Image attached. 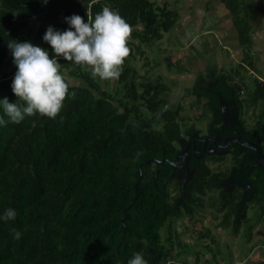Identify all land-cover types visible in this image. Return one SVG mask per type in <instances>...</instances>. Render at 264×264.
I'll return each instance as SVG.
<instances>
[{"label": "trees", "instance_id": "obj_1", "mask_svg": "<svg viewBox=\"0 0 264 264\" xmlns=\"http://www.w3.org/2000/svg\"><path fill=\"white\" fill-rule=\"evenodd\" d=\"M257 1L264 16V0ZM17 3L24 7L19 9ZM106 3L133 26L130 53L119 79L112 80V90L102 89L88 67L61 56V70L75 81H69V92L74 90L75 95L66 96L61 112L56 117L36 114L0 127V212L11 206L18 213L15 219L0 221V264H127L136 251H142L149 264H165L173 261L174 245H181L174 242L178 237L173 224L184 213L170 195L171 167L159 162L171 159V142L179 135L168 107L170 89L159 76L137 84L132 65L136 55L144 54L142 46L161 40L175 26L179 12L155 0H105L93 4L92 13ZM42 10L40 0H0V36L15 16L30 18ZM232 12L238 44L244 49L251 41L248 17ZM72 14L87 20L86 4L51 0L43 16L29 20L33 29L24 40H34L54 54L43 35L50 25L66 30L70 25L65 17ZM242 62L251 64L244 57ZM5 63L1 53L0 70ZM242 70L236 65L230 72H200L182 97L211 98L200 91L204 84L214 83L239 110L262 103L264 119V85L256 80L248 85ZM15 72L16 65L11 64L2 73L0 97L17 99L11 88ZM209 174L203 165L194 176L192 194L198 196L192 204L216 186ZM135 185L136 199L127 209ZM229 216L221 226L236 236L240 221L230 228ZM13 229L22 232L20 238Z\"/></svg>", "mask_w": 264, "mask_h": 264}, {"label": "flooded vegetation", "instance_id": "obj_2", "mask_svg": "<svg viewBox=\"0 0 264 264\" xmlns=\"http://www.w3.org/2000/svg\"><path fill=\"white\" fill-rule=\"evenodd\" d=\"M17 6L19 9L24 7L18 3ZM28 19L15 16L10 26L6 27L5 33L0 36V42L8 48L9 38L24 41V35L33 29ZM1 53L6 58L7 53ZM200 93H208L211 98L187 96L180 98L175 104L168 103L171 105L172 116L176 119L179 135L171 142L174 149L171 159L163 161L171 164L170 195L182 207L184 214L180 220L187 222L186 227L189 229L190 223L192 234L202 241L206 237H200L201 234L209 233L207 238L211 239L210 232L217 234L224 229L221 226L222 220L230 213V228H234L240 221L239 232L248 234L255 226V231H260L256 234L264 237V166H258L252 150L245 147L257 144L264 156V119H260L262 103L239 110L237 103L218 93L214 83L204 84ZM203 165L210 170L209 179L216 186L199 196V202L192 204L194 197L198 196L192 194L193 178ZM199 206L202 208L196 209ZM175 237H178L177 233ZM196 242L199 243L197 240ZM175 246L181 253H174L173 249V261L181 264L186 261L188 264H201L198 261L201 256L193 253L190 256L182 247L183 244L174 245V248ZM249 250L246 257H241L235 264H248L245 259L255 264H264V253L258 252L264 250V242L262 245H252ZM219 253V248H216L213 259ZM258 254H262L263 260ZM251 258L258 259L259 262H254ZM214 263L216 261L212 264Z\"/></svg>", "mask_w": 264, "mask_h": 264}, {"label": "clouds", "instance_id": "obj_3", "mask_svg": "<svg viewBox=\"0 0 264 264\" xmlns=\"http://www.w3.org/2000/svg\"><path fill=\"white\" fill-rule=\"evenodd\" d=\"M87 4V20L80 14L65 17L70 25L66 30L50 25L43 40L48 48L30 40L9 38L7 46L13 56L16 72L11 83L17 99L0 97V127L20 123L36 114L56 117L64 107L65 98L75 95L69 92L70 82L61 70L60 57L75 65L88 67L93 77L102 80L119 79L125 58L130 53L129 38L133 30L130 22L118 9L103 5L94 14V0H82ZM17 210L11 206L0 212V221L15 219ZM15 237L22 232L13 229ZM127 264H149L142 251L133 253Z\"/></svg>", "mask_w": 264, "mask_h": 264}, {"label": "rangeland", "instance_id": "obj_4", "mask_svg": "<svg viewBox=\"0 0 264 264\" xmlns=\"http://www.w3.org/2000/svg\"><path fill=\"white\" fill-rule=\"evenodd\" d=\"M155 1L159 4L167 2L166 0ZM197 1L198 0H188V3L194 4L197 3ZM178 12L179 19L175 26L171 28L169 32L163 34L161 40L155 41V43L149 44L147 46H142L141 49L144 51V54L142 56L136 55L134 61L132 62V65L136 70V83L140 84L149 79H154L156 78V76L161 77L164 83L167 84L170 89V91L166 93L167 98L171 104L177 103L179 99L182 98L183 90L189 88L194 78L201 71H203L207 65L212 67V69L216 73L220 71V65L225 64L224 58H229V52H225L224 50H222L223 57H221L219 56V52L213 48L219 50L221 44L227 46L231 53H233L235 57L237 56L235 43H233V41L228 42L230 41L229 39L227 42L225 41V37L227 36L232 39L235 38L234 34L231 33L230 25H223L222 27L225 28L223 30L218 28V19L216 17V12L211 5L209 6V10L205 12V14L201 12L203 15H197L194 14L193 11H191L188 13V17H185V13L182 14V11ZM254 21V23H257V20ZM212 28L214 30V34L211 37H214V39L207 34L195 36V40L193 39L192 36H194L195 34H198L203 30ZM255 30L256 26L250 27L251 32L248 34L250 38H253V34L255 37L256 33H253V31ZM261 30L262 29H257V34L255 37V43H257L256 46L259 47L264 46V42H262L264 40V30ZM189 39H193V41L190 40L189 42ZM217 41L219 43H217ZM32 42L36 44L34 40H32ZM208 46L211 48L213 46V48L210 49L208 48ZM191 47L193 48L189 49ZM251 47L252 44L250 41L246 48L242 49V47H240L239 52H241V50L243 52L248 51V49ZM196 49H198L199 51H201L202 49L204 53H206L205 57H201ZM248 53L251 54L252 52L248 51ZM255 56V70H257L258 74L262 76L264 74V66L261 65V62L264 61L263 55L257 51V53H255ZM237 58H239V56H237ZM154 60H156L158 64H155ZM236 65L238 64H234V62L232 63L228 60L227 66H224L223 69L228 70L227 67H231V69H234ZM242 72L246 77L248 85H252L254 82L253 80L255 79L250 75H247L245 71ZM94 78L100 84L102 89H105L106 91L112 90L114 85L111 79L102 80L99 77ZM69 81L71 83H75L73 79L69 78ZM170 106L171 105H168V107ZM248 108H250V106H248ZM247 115H249V112H247ZM186 226H188V224L187 222L184 223L183 220H179L173 224V228H175L179 238L178 241L175 240V242H179L181 243V245L183 244L182 247L185 248V252L189 253L190 256L192 255V253L201 256L202 258L200 257L201 259L198 260L201 264H212L214 261H216V263L214 264H235L236 262L240 261L241 257H246L249 247H251L252 245H262L264 242V237H261L262 235L260 234H256L260 231H255V226L253 227L251 232H247L248 234L239 232L234 237L232 236V233L229 229H222L217 234L210 232L211 239L206 237L202 241L198 240V238H195V235L192 234L193 230L191 229L192 226L190 225V223V229ZM161 234L162 238L166 237L164 229L161 231ZM193 239H195V241ZM196 240L199 241V243H197ZM216 248H219L220 253L216 254V257L213 259V252H216ZM203 251L205 255H203ZM176 252H180L177 246H175L174 248V253ZM258 252L264 253V250H259ZM258 255V257L263 260L262 254ZM202 259L207 263H204ZM245 261L248 264H255L253 262H249L250 260L247 261L245 259Z\"/></svg>", "mask_w": 264, "mask_h": 264}, {"label": "crops", "instance_id": "obj_5", "mask_svg": "<svg viewBox=\"0 0 264 264\" xmlns=\"http://www.w3.org/2000/svg\"><path fill=\"white\" fill-rule=\"evenodd\" d=\"M166 1L167 2L161 3L160 5L165 4V6L168 9H174V10L178 9V11H182V14L185 13V17H188V13L191 12V11H193L194 14L203 15V14H205V12H207L209 10V6L211 5L215 9V12H216V17L218 19V23H217L218 24V28L223 30V29H225V28L222 27L223 25H225V26L226 25H230L231 33L234 34L235 38L232 39V38L227 36L228 38L225 37L226 38L225 41L227 42L228 39H229L230 41H228V42L233 41V43H235L236 54H237V56H239V58H237V56L235 57L233 55V53H231V51L229 50V48L227 46H224V45L220 44L219 50H217L216 48H213V46H212L213 49H215L216 51L219 52V56H221V57H223L222 50H224L225 52H229V58H224L225 59V64H221L220 65V70H223V67L227 66L228 60H229L232 63L234 62V64L242 65V67H243L242 71H244V69H246L247 70V73H246L247 75H250L252 77V73H253L255 75L260 76L258 74L257 70H255V67H254L255 63H256L255 53H257V51H258L260 54L263 55V58H264V46H262V47L256 46L257 43H255V40H256L255 37H256V34H257V29L264 30V16L260 12L257 0H198L197 3H194V4H189L188 0H166ZM235 10L239 11L237 13L238 16L240 15V16H243L245 18L248 17L247 24L250 27H255L256 26V30L253 31V33H256L255 37H254V34H253V38H251L252 47L248 49V51L252 52L251 54H249L248 51H244L243 52L241 50V52H239L240 51V47L238 45V40H237V37H236L237 31H236V27L234 25V20H235L234 19V14L232 12V11H235ZM254 11H257V13H258L257 14V18H255V19H254V17H255L256 13ZM201 12H203V14ZM254 20H257V23H254L255 22ZM202 34L203 35L207 34V35H210V37H211L214 34V30H213V28L212 29H206V30H203V31L199 32L198 34H195L192 37L194 39L195 36H199V35H202ZM211 38L214 39V37H211ZM193 39H189L188 41L189 42H190V40L193 41ZM263 39H264V35H263ZM262 42H264V40ZM217 43H219V42L217 41ZM206 45H208V44H206ZM192 48L193 47H191L189 49H192ZM208 48L212 49L209 46H208ZM196 51L199 53V55L201 57H205L206 53H204V51L202 49H201V51L196 49ZM201 53H203V54H201ZM243 57H244V59L246 61H249L251 64L249 65V64H247V62H246V64H244L242 62ZM259 58H261V57H259ZM261 65L264 66V61L261 62ZM235 68H236V66L234 67V69ZM207 69L213 70L212 67L207 65L206 68L203 71H201V72H204ZM227 69H228L227 71H229V72L232 71L231 67H227ZM262 76H264V74ZM251 260H253L254 262H259L258 259H252L251 258Z\"/></svg>", "mask_w": 264, "mask_h": 264}, {"label": "water", "instance_id": "obj_6", "mask_svg": "<svg viewBox=\"0 0 264 264\" xmlns=\"http://www.w3.org/2000/svg\"><path fill=\"white\" fill-rule=\"evenodd\" d=\"M40 1L42 2L43 10L41 12L35 14L34 16L30 17L28 20L38 19L39 17L43 16L46 13V11L48 10V7H49V4H50L51 0H40ZM3 51L6 52L7 55H6V63L3 65V67L0 70V79L2 77V73L5 71V69L9 65H11L13 63V59H14L13 57H11L10 49L7 48L5 45H3L0 42V52H3ZM220 99H223V98L220 97ZM245 147L252 150L253 154L255 155L256 161L258 162L257 165L258 166H264V156L262 155L260 148L257 147V144H252V145L245 146ZM159 162L161 163V162H164V161H159ZM173 172H174V167H173ZM138 175H139V178H140L141 177V171L140 170H138ZM135 199H136V185L134 187V196L131 199V202L128 205L127 209L130 207V205H132L134 203ZM127 219H128V215H125L121 219V226L122 227H124V221L127 220Z\"/></svg>", "mask_w": 264, "mask_h": 264}, {"label": "built area", "instance_id": "obj_7", "mask_svg": "<svg viewBox=\"0 0 264 264\" xmlns=\"http://www.w3.org/2000/svg\"><path fill=\"white\" fill-rule=\"evenodd\" d=\"M102 1H105V0H94L93 4L99 3V2H102ZM86 7H87V4H86ZM252 77L256 80L257 83L264 85V76H258V75H255V74L252 73ZM165 264H168V263L166 262Z\"/></svg>", "mask_w": 264, "mask_h": 264}]
</instances>
